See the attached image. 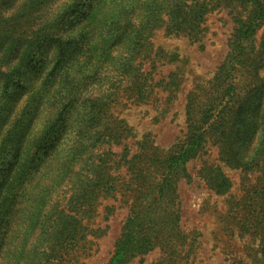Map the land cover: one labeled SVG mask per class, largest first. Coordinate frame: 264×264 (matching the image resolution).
Segmentation results:
<instances>
[{
	"label": "rangeland",
	"instance_id": "1",
	"mask_svg": "<svg viewBox=\"0 0 264 264\" xmlns=\"http://www.w3.org/2000/svg\"><path fill=\"white\" fill-rule=\"evenodd\" d=\"M116 253L264 264V0H0V264Z\"/></svg>",
	"mask_w": 264,
	"mask_h": 264
},
{
	"label": "trees",
	"instance_id": "2",
	"mask_svg": "<svg viewBox=\"0 0 264 264\" xmlns=\"http://www.w3.org/2000/svg\"><path fill=\"white\" fill-rule=\"evenodd\" d=\"M202 133H204V131L202 132ZM200 135H202V134H200ZM198 140V139H197ZM188 146V145H187ZM187 146L185 145V146H180V147H178V152L176 153V155H175V157H174V160L173 161H171V166L173 167V170L174 169H176V168H178L179 166H181V165H183V163H184V161H185V159H186V157L188 156V154H189V152H191V147H189V148H187ZM195 146H197L196 148H198V146H199V143L197 142L196 144H195ZM195 146H194V149H195ZM193 149V150H194ZM20 155V150H17L16 151V153H15V157H18ZM171 175H173V174H171ZM172 178V177H171ZM171 178H169L168 179V183H167V185H168V187H171V185H172V179ZM171 193V192H170ZM169 200V198H167L164 202L165 203H167L166 204V206L168 207V206H170V201H168ZM147 211H148V207H147ZM150 211L152 212V213H155L156 211H157V208L155 207V206H152V207H150ZM148 213V212H147ZM146 213V214H147ZM135 214H138V215H140L141 216V213H140V211H137V212H135ZM146 214H144L143 216H145ZM133 217H134V215H133ZM135 218V217H134ZM139 219H137V218H135V219H128L127 220V224H126V226L128 225V224H130L132 227H136V223H137V221H138ZM125 226V227H126ZM137 227H138V225H137ZM133 231V230H132ZM136 232V231H135ZM135 235H133V237H134ZM133 237H132V239H133ZM153 240V239H152ZM151 239H143V240H141V241H139V242H136V241H134V243H133V247H130L129 248V250H131L132 249V251L133 252H139V253H143V252H140V250L142 251V250H148L149 248H151L152 246H153V244L155 243L154 241H152ZM154 247V246H153ZM152 247V248H153ZM123 256L124 255H120L119 257H118V255H117V253L115 254V256L113 257V260H115V262H116V264H121L122 262H123ZM117 257V258H116Z\"/></svg>",
	"mask_w": 264,
	"mask_h": 264
}]
</instances>
